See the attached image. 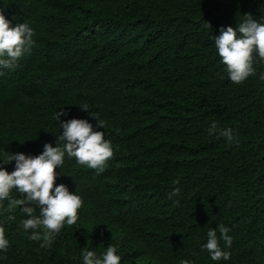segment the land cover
I'll use <instances>...</instances> for the list:
<instances>
[{"label":"trees","instance_id":"trees-1","mask_svg":"<svg viewBox=\"0 0 264 264\" xmlns=\"http://www.w3.org/2000/svg\"><path fill=\"white\" fill-rule=\"evenodd\" d=\"M0 10L35 33L31 54L0 68V153L55 147L60 110L89 120L114 152L99 175L67 156L56 168V185L83 205L49 248L2 202L0 264H83L84 248L110 244L120 264H264V63L234 84L213 39L245 14L264 23V0H0ZM212 122L239 143L209 135ZM219 224L233 237L231 248L220 241L226 261L202 250Z\"/></svg>","mask_w":264,"mask_h":264},{"label":"clouds","instance_id":"clouds-1","mask_svg":"<svg viewBox=\"0 0 264 264\" xmlns=\"http://www.w3.org/2000/svg\"><path fill=\"white\" fill-rule=\"evenodd\" d=\"M207 26L210 28V24L207 23ZM34 35L33 29L26 22L12 26V22L0 10V68H14L21 58L30 55L35 46ZM213 39L219 62L234 84H242L256 74L254 65L257 59L264 63V23L253 19L251 14L243 15V20L238 21L235 28L221 26L219 35ZM261 79H264V75ZM80 107L96 120V127H105L98 113L89 111L86 104ZM62 115H66L63 110L55 115L60 129H63L62 134L57 136L55 147L45 143L42 153L36 156L8 151L0 153V160L4 164L15 162L11 173L0 166V206L7 201V211L15 212L19 209L27 217L18 227H22L25 232L31 230L28 238L39 242L40 248L51 247L65 224L75 225L79 218L78 211L83 205L80 195L70 192L64 184L55 183L58 176L56 168L62 169L65 157L75 158L77 164L95 170L97 175L103 173L109 167V161L114 158L111 141L105 139L104 132L94 130L93 124L87 119L62 121ZM207 132L225 138L229 144L239 143L233 129L219 128L216 122L210 124ZM13 191L19 194V198L11 195ZM179 193L180 189L175 188L168 194V198L172 199ZM15 219V215L8 217L10 221ZM230 231L224 224L208 230L207 242L202 245V250L207 251L211 260L230 259V252L225 251L220 243L222 240L226 248H231L233 237L229 235ZM9 247L5 227L0 225V252L6 253ZM116 253L117 248L111 244L99 254L84 248L82 261L83 264H120L121 257ZM180 264L194 262L181 259Z\"/></svg>","mask_w":264,"mask_h":264}]
</instances>
